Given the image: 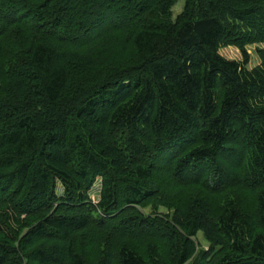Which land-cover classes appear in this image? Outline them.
Returning a JSON list of instances; mask_svg holds the SVG:
<instances>
[{"label": "trees", "instance_id": "trees-1", "mask_svg": "<svg viewBox=\"0 0 264 264\" xmlns=\"http://www.w3.org/2000/svg\"><path fill=\"white\" fill-rule=\"evenodd\" d=\"M177 1L0 0V264H264V0Z\"/></svg>", "mask_w": 264, "mask_h": 264}, {"label": "rangeland", "instance_id": "rangeland-1", "mask_svg": "<svg viewBox=\"0 0 264 264\" xmlns=\"http://www.w3.org/2000/svg\"><path fill=\"white\" fill-rule=\"evenodd\" d=\"M182 5H183V0H179L173 5L172 17H174L181 10ZM258 46L264 47V44H258V45L252 44V45L247 46V50H248V53L250 55L248 67H252L259 62V59L255 53V48ZM219 52H220V54H222L223 56H225L226 58H229V59H241V54H240L239 50L234 46L223 47L219 50ZM200 234H201V232H199V234H197L198 243L202 247H205V248L208 247V243L203 240V238L201 236L202 234L201 235Z\"/></svg>", "mask_w": 264, "mask_h": 264}]
</instances>
